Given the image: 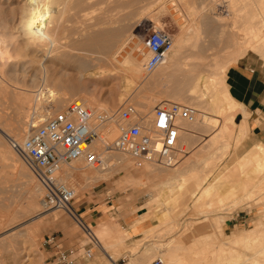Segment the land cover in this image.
<instances>
[{"label": "rangeland", "instance_id": "obj_1", "mask_svg": "<svg viewBox=\"0 0 264 264\" xmlns=\"http://www.w3.org/2000/svg\"><path fill=\"white\" fill-rule=\"evenodd\" d=\"M223 1L218 0L216 4L214 3L215 6L210 4L213 3L211 0H67L68 3L63 7L64 15L61 22L59 21L61 26H58L53 35L52 44L43 49L25 45L20 28H17L19 18L17 10L22 0H0V35L9 38L11 54L9 60L0 61V148L6 145L5 148L13 154L8 155L7 159H0V264H44L47 253L41 244L50 234L57 235L64 246L78 249L80 240H86L84 233L67 213L55 208L44 211L41 209L42 187L9 143L12 138L23 137L25 133L19 137L18 134L14 135L17 132L16 128L22 125L23 121L29 128L26 121L32 112L35 115L37 112L45 115L52 113L63 108L73 97L85 99V102H89L95 109H98L96 105L99 103L105 105L107 110L116 109L122 103H133L139 111L148 113L159 103L158 98L162 97L179 103L183 101L182 104L198 110L196 121L181 123V143L185 153L172 166L146 163L141 167H134L126 156L110 151L109 148H107L109 154L105 156L107 163L96 170L87 165L78 168L86 164L81 160L63 166L65 168L62 167L60 170V178L62 176V180L71 186L73 191L75 190L73 205L83 220H86V216L82 213L89 204H102L106 201L111 203L116 199L126 202L127 207H132L131 211L138 209V206L147 200L152 203L151 210L160 214L170 205L169 208L172 206L176 210L173 214L177 215L179 222L197 221V218L201 217L193 212L192 198L188 197V193L187 195L184 193L192 188L189 181H184L185 184L179 189L177 183L190 173L200 176L208 174L205 184L211 179L213 181L217 175L225 172L230 174L231 171L227 168L234 164L238 155L254 142L259 140L264 142V139L255 138L254 134L248 131L240 138L241 140H230L227 149L222 146L224 151L220 141L212 145L210 134L215 127L206 124V110L196 107L198 105L196 97L187 92L199 72L210 73L215 62L226 61L236 49L234 41L237 34L235 29H230L232 17H227L225 22H216L213 17L226 14ZM185 2L194 8L205 5L203 10L200 9V12L190 18L184 10ZM52 7L51 9H54ZM244 7L242 9L245 12L248 7ZM243 11L239 10V13L243 14ZM235 24L238 26V21ZM154 27L164 30L171 36L186 32L185 35L190 36V39L177 54L174 64L167 68L156 67L149 73L140 72L144 79L127 82V92L122 95L123 71L121 74L120 66L118 67L112 58L114 49L126 38L127 43L120 51L121 54H125L132 46L130 40L137 37L138 44L136 43L134 50L145 54L146 57L143 37ZM246 53L264 62L260 52L247 50L244 55ZM129 61V58L124 59L123 64L126 63L123 66L124 70L129 74H136L133 67L130 68L128 65ZM185 62L188 65L184 64ZM99 71L103 72L99 74ZM228 76L227 72L226 77L232 88L237 84V79ZM23 93L30 97L27 99L28 104L27 101L23 102L26 98L22 101ZM62 93L67 95L63 101L60 98ZM232 93L243 108V103L234 89ZM241 116L237 113L234 120L238 122ZM114 131L113 125H110L103 132L101 140L103 144L111 143ZM123 175L133 176L129 179L131 185L125 189L121 187ZM223 179L227 182V179ZM34 184L40 187V194L33 191ZM227 184L228 182L219 185L220 190L224 191ZM257 195H259L257 192L251 193L247 199L248 204L240 208L229 210L230 202L220 206L226 208L222 211L226 212L227 209L229 211V216L222 225L224 233L231 234L240 229H247L260 220L264 222V198L259 195L261 197L258 199ZM171 197L176 199L171 200ZM214 205L219 204L210 206ZM146 210L140 207L138 212ZM218 212L220 211H211L210 217H216ZM177 213H181L180 216ZM36 214L40 216L38 220L32 219ZM141 238L142 234L131 235L132 240ZM147 240L149 241L142 238L139 241L140 251L137 256L141 255L144 259L137 264H146L149 259L158 255L150 245H147L151 239ZM141 245H147L146 249L144 250ZM104 250L112 259L116 261L123 259L125 264H132L135 260L123 258L130 254L129 245L104 247ZM108 263V259L97 249L90 259L80 264Z\"/></svg>", "mask_w": 264, "mask_h": 264}, {"label": "bare ground", "instance_id": "obj_2", "mask_svg": "<svg viewBox=\"0 0 264 264\" xmlns=\"http://www.w3.org/2000/svg\"><path fill=\"white\" fill-rule=\"evenodd\" d=\"M66 1L67 0H22V3L20 4L17 10V12L19 13L17 28H20V32L24 37L23 39L25 45L28 44L31 45V47L34 46V48L40 47L44 49V47L46 48L47 46L52 44L53 35L56 33L58 26L60 25L59 21L64 15L63 13L65 10L63 11V7H65L64 5ZM217 1L218 0H211V2L213 3L210 2L209 3L216 4ZM224 1H223L224 2L223 5L225 6L224 8L226 10L225 9L224 10L226 11V14H224L223 16L219 14L220 16H213V17L216 20V22L217 21L225 22V19L227 17H232L230 29L231 30L235 29L237 34L235 37V41L233 40L235 42L236 49L233 53H231L229 59H227L226 61L220 63L215 62L210 73L199 72L196 75V77H194L193 83L188 87L187 92L188 94L196 97L198 101V105L196 107H200L206 110L205 112L206 124H211V126L215 127L211 132L212 135L210 134V138H211L210 143L214 145L215 142L217 144L220 141L219 143L222 144L221 148L225 147V149H227L230 145L231 142L230 140L233 139L238 140L242 138L243 136L246 135L248 128L245 123L246 119H244L243 117H241L243 120L241 119L242 121L240 123H237L234 120V116L236 112L239 111L238 107L240 105L237 104V102L233 99V97L229 94L227 88L225 87V84L223 82V73L225 67L230 62L234 61L236 58L243 55L247 50L258 51L261 53L260 55L264 57V0H224ZM185 3H184L185 6L184 10L186 12L187 17L189 16L190 18H192V16H194L196 13L200 12V9L203 10L205 5L203 4L199 8H194L193 5L190 4L187 5V2ZM244 6L248 7L245 12L242 9ZM51 7L54 9H51ZM53 10H55L56 13L53 12ZM239 10H242L244 13L243 14L239 13ZM40 17H43L44 19L39 20ZM238 18L240 20L242 19L241 20L242 22H240ZM33 21H39L40 26H36V24L32 23ZM236 21H238V26L236 25L237 23L235 24ZM30 23H32L31 27L29 26ZM222 24L223 23H221V25ZM154 28H158V27H154ZM185 33L181 32L177 35L171 36L172 37L171 46L169 47V49L165 54V59L163 63H161L157 67L167 68L175 63L174 61L176 60L177 54H179V52L183 49L184 45L187 44L188 40L190 39V36L185 35ZM137 39H138L137 37L135 39L134 38L131 40L129 39L132 43V46H130L131 49L128 47L129 48L128 50L130 51L127 50L125 54L124 53L121 54L120 51L121 49H123V46L126 45L128 40L126 38L125 40L123 39V41H121V43L117 46V48L114 49L115 51L112 54V58L115 61V64L116 65L118 64V67L120 66L119 68L121 74L123 71V75H121L122 86H123L121 89L122 95H125L127 92V82L134 81L136 79H139V81L144 79V77H141L140 72L141 74L142 72H144L142 68V64L146 60L147 56L145 57L144 56L145 54L142 55L141 52H136L134 50L136 48L135 46H137L136 45ZM9 42H10L9 38L5 37L4 35H0V61L2 62L10 59L11 54L9 50ZM144 47L147 53L145 40H144ZM120 55L121 58H119ZM125 58H129L130 61L128 65L131 66L130 68L133 67V71L135 70L136 74L134 73L129 74L124 70L123 66L126 65V63L123 64V61ZM184 64H187V62H185ZM141 69L143 71H141ZM100 72L103 71H99L98 73L100 74ZM48 91L50 92L51 90L48 88ZM21 96H23L22 101L24 100L23 98H26V100L23 102H26L27 99L30 98L29 95H27L26 93L21 94ZM60 98H62L61 99L62 101L65 100L67 98L66 93L60 94ZM73 98H77V97H73ZM158 100L159 103H161L162 101H171L168 98H162V97L161 98L159 97ZM177 100L181 101L180 99ZM83 102L85 106L91 109L93 108L89 102L87 101L85 102V99L83 100ZM182 102L183 101H181V103ZM26 104H28V101L26 102ZM96 106L99 110H107V107L105 105H101L100 103L97 104ZM245 114L247 115V113ZM44 117H45L44 113L37 112V114L35 115L36 121L42 120ZM24 122L25 121H23V123ZM23 123L21 122L22 125L16 128L17 132L15 131L16 133L15 134L13 133L14 135L18 134L19 137L22 135V133L24 134L27 131L28 128L27 125ZM115 134L116 133L114 131L113 138ZM21 138L22 137H20V139ZM104 145L105 147L102 153L104 156H106L107 154H109L108 150L110 151L113 150H111L110 148L107 150L106 148L109 146L107 144ZM5 147L7 146L5 145ZM5 147L0 148V159H4V158L7 159L8 155L13 156L11 151ZM225 149L223 148V151ZM113 152L118 153L117 151H113ZM79 160L80 159L74 161L77 162ZM105 163H107V161ZM65 165L68 164H63L61 166V169ZM85 165L87 164H82L78 166V168H83ZM98 168H93V169L96 170ZM227 169L231 171L230 174H225L226 173L225 172L224 174L217 175L215 176V178L213 177L214 178L213 181H211L212 180L211 179L210 182H208L207 184H205V182L207 181V178L209 176L208 174H204L202 176L198 174L199 175L198 176L194 173H190L189 175L182 178L181 182L177 183L176 185L178 187L177 189H179V187H181L182 184H185L184 181L185 182L189 181L188 183H190L189 185L190 187H192L187 189L184 193L186 195L188 193V197L192 198L191 200L192 208H194V210L196 211L195 212L193 210V212L196 214V216L198 215L201 216L197 218V221L193 219L195 222L192 220L191 222H186V221L179 222L178 218H176L177 215L173 214L176 210L172 206L171 208H169L170 205L168 206V208L166 207V211L164 213L161 212L160 214L159 212L158 213L154 212L151 210L153 207L152 203L149 202V200L145 201V205L142 207H145L147 210L144 214L141 213L143 215V219L140 222L136 223L134 227H135V232L136 233L139 232L138 234H142V238L145 239V241H149L147 239H151L150 244L147 245H150V248L156 254H158L152 257L151 259H149L148 261H151L155 257H159L161 259L160 264H264L263 220L257 221L253 226L247 229H240L234 231L231 234L224 233L222 229L224 220L229 216L228 209L233 210L238 207L239 208L243 207L244 204H248L247 199H249L251 193L254 192H257L259 193V195H262V197L257 195L259 196V198L257 197L258 199H260V197L262 199L264 198V143L255 142L243 153L238 155L234 164L229 166V168ZM228 170L227 173H229ZM59 172H58V176L60 178ZM223 178L227 179L226 181L228 182V184L224 189V191H221L219 185L227 183L224 181ZM60 179L62 180V176ZM133 180L134 179H132V181ZM129 183L132 182L129 180ZM254 188H257V190H254ZM33 191L35 192V194L36 193L40 194V187L34 184ZM30 193L33 192L30 191ZM174 198L176 199V197H171L170 199L174 200ZM225 202H227V204L230 202L231 204L229 203L230 205L228 204V207L230 206V208H228L226 212L223 210L224 211L223 212L222 209H226V208L224 207L222 208L220 206L223 204L225 205ZM215 203L219 205L216 206L214 205V207L210 206ZM40 206H41V200H40ZM76 211H77L76 214H74L73 216L69 215L68 213L67 215H69V217L73 219V221L76 223L79 229H81V231L87 236L88 241L93 240V242L95 241V244H97L96 240H98L102 242L106 247L110 248L113 247V245L116 243L122 244L124 240L129 238L130 236V233L126 229L122 228L117 223L114 222L111 223V221H109L110 220L109 218L107 220L110 222L109 224L106 223L107 225L99 228L96 227L89 228L93 233L92 235L90 231L92 235L91 237L85 230L87 223L84 220H82L81 216L78 213L77 208ZM211 211H220V212L217 213L218 215L216 217L211 218L210 217ZM194 213L192 214L195 216ZM39 217L40 216L36 214L32 219L38 220ZM148 222H150V224L147 225ZM142 238L133 241L134 243L130 248L131 256L139 253L140 248L138 246H139V241H141ZM147 245L145 246L141 245V246L142 248L144 247L143 249L145 250ZM144 250H142V252ZM114 261H116V259L112 260L111 264H114Z\"/></svg>", "mask_w": 264, "mask_h": 264}, {"label": "built area", "instance_id": "obj_3", "mask_svg": "<svg viewBox=\"0 0 264 264\" xmlns=\"http://www.w3.org/2000/svg\"><path fill=\"white\" fill-rule=\"evenodd\" d=\"M143 38L147 57L142 68L148 73L163 63L172 37L164 30L150 28ZM197 113L193 106L175 101H162L152 111L142 113L133 103L99 110L73 98L42 120L36 121L32 112L23 137L12 138L9 143L42 187L41 209H60L73 216L77 212L72 203L75 193L58 176L63 164L80 159L93 168L102 167L106 162L102 135L113 125L116 134L107 148L126 156L134 167L146 163L172 166L185 153L181 123L196 121ZM85 230L92 237L87 225ZM41 245L47 253L44 264H80L92 257L96 246L95 241H88L80 252L77 247L64 246L55 234L47 235ZM160 263L155 257L146 264ZM114 264H124V260Z\"/></svg>", "mask_w": 264, "mask_h": 264}, {"label": "crops", "instance_id": "obj_4", "mask_svg": "<svg viewBox=\"0 0 264 264\" xmlns=\"http://www.w3.org/2000/svg\"><path fill=\"white\" fill-rule=\"evenodd\" d=\"M239 57L240 58H236L234 61L230 62L225 67L223 73V82L229 94L233 97V99L237 102V104L240 105L238 107L239 111L237 110L238 112H236V114L237 113H240L241 115L244 114L241 117L246 119L245 123L248 128L247 132L251 131L254 134L255 138L264 139V62L254 56L248 55L247 53L245 55L243 54L242 57L241 56ZM227 72L229 73L228 77H235L237 79L236 81L237 84L232 88L226 77ZM233 89L236 92L237 97L241 99L243 103V108L241 106V103L237 101L233 96L232 93ZM244 112L247 113V115ZM241 119L238 120L237 123H240L243 120ZM256 142H262V141L259 140ZM131 178H133V176L130 175L122 176L123 185H121V187L123 189H125L128 185H131L129 183V179ZM127 205L128 204L126 202H123L120 199H116L114 202L111 203H108V201L102 204L91 203L85 208L82 215L86 216L85 217L86 220L84 219V221L87 223V225L90 224V226L88 225L89 228L91 227L99 228L109 224L110 223L109 221H111V223L112 222L117 223L122 228L126 229L130 233V236L129 238L125 239L122 244L129 245V249H130L134 241L131 239V235L137 234L135 232L134 225L143 219V215L138 211L140 207L145 208L142 207L145 205V203H142L140 206H138V209H136L135 211H131L133 210L132 207H127ZM142 213L144 214L145 212L143 211ZM109 218L110 220L107 221ZM148 224H150V222H148L147 225ZM85 237L86 240L81 239L78 245L80 250L83 249L85 242H88L86 235ZM96 242L97 244L93 248V255L94 253H96L98 249L99 251H101L104 257L108 259L109 262L108 264H111L112 260L114 259H112L111 255L104 250V247L106 246L98 240H96ZM119 245L121 244L116 243L113 245V247L110 248H114V247L116 248ZM138 254L139 253L134 255L136 256ZM134 255L131 256V252H130V254H127L123 258L126 257L127 259L130 258L135 259L132 262V264H137L143 261L142 260V258L144 259L143 256L141 257V255H139L135 257Z\"/></svg>", "mask_w": 264, "mask_h": 264}, {"label": "snow or ice", "instance_id": "obj_5", "mask_svg": "<svg viewBox=\"0 0 264 264\" xmlns=\"http://www.w3.org/2000/svg\"><path fill=\"white\" fill-rule=\"evenodd\" d=\"M34 15H35V13H34ZM43 19H44L43 17H40V18H39V20H43ZM32 23L36 24V26H40V25H39V21H33ZM32 23H30V25H29L30 27L32 26ZM173 135H174V134H173Z\"/></svg>", "mask_w": 264, "mask_h": 264}]
</instances>
